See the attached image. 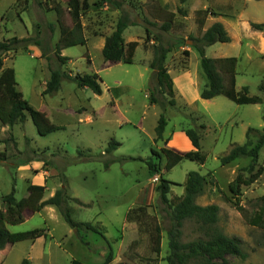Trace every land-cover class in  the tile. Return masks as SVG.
I'll list each match as a JSON object with an SVG mask.
<instances>
[{"label":"rangeland","instance_id":"374dc122","mask_svg":"<svg viewBox=\"0 0 264 264\" xmlns=\"http://www.w3.org/2000/svg\"><path fill=\"white\" fill-rule=\"evenodd\" d=\"M115 1L123 3L122 10L136 24L124 33L128 43L139 42L134 63L119 62L107 67L108 62L94 41L88 47L79 45L65 49L63 56L72 60L61 70L73 74H99L104 81L101 84L103 94L99 96L89 88H78L66 79L60 91L50 96L43 93L50 79L49 64L54 68L60 66L53 53L60 32L56 13L49 8L52 2H60L67 11L66 23L73 27L76 0H0V41L12 37L34 38L40 31V38L43 45L50 48L51 57L49 62L41 57L42 51L36 46L19 48L6 55L5 67L14 68L17 88L30 105L51 124L64 128L41 136L29 115L23 124L12 127L0 124V208L1 197L9 194L13 186L17 200L21 201L28 197L29 184L44 185L47 187L44 200H47L62 188L64 178L72 219L77 223H91L103 233L86 227L79 230L70 227L54 206H47L39 213L25 208V221L8 226L9 231L15 234L45 229L47 237L17 242L13 236L7 247L0 250V264H21L24 258H29L33 264H71L73 259L86 264H102L110 250L114 254L112 264H168L171 210L162 204L157 188L164 178L172 182L169 198L180 196L184 193L188 173L192 171L210 181L205 192L196 198V204L219 207L216 226L225 235L240 240L246 255L245 259L229 255L226 261L217 264H264V231L247 219L264 209V174L253 185L242 187L239 200L245 217L234 205L229 184L251 159L242 157L227 166L220 162L234 144L247 142L249 128L255 130L249 135L253 145L264 135L263 103L238 105L219 96L214 104L207 108L201 106L198 113H192L194 108L178 103L175 91L177 105L167 107L165 136L169 137L175 129L204 125L201 146L207 156L206 163L174 162L161 153L160 159L154 157L160 172L151 175L140 160L151 157L152 149L159 153L162 148H169L182 153L168 141L166 144L154 141L162 111L150 104L149 95L156 80L150 66L146 71V63L150 65L149 57L152 54L153 59L156 45L173 47L166 66L174 79L179 71L190 69L198 73L196 78L203 85L207 79L201 70L194 39L201 38L208 28L220 22L231 42L207 47L206 57H236L237 90L249 85L250 96L264 98V92L259 89L264 84V33L251 26L264 23V0ZM89 4L88 10H80L85 37L94 40L97 35L113 32L122 11L103 0H89ZM165 4H170L168 10L163 9ZM198 11H206V14H197ZM171 13L175 15L173 27L165 32L162 26ZM200 19L205 22L203 28L199 26ZM146 28L150 31L149 38ZM111 88L115 95L121 96L118 108L109 100ZM177 88L179 90V86ZM111 141L120 146L106 154ZM108 161L112 163L106 167ZM259 165L264 166V147L260 151ZM243 174L248 176V173ZM156 224L161 227L162 234L160 255L154 250ZM202 230L195 221H186L182 240L205 238Z\"/></svg>","mask_w":264,"mask_h":264},{"label":"trees","instance_id":"16d2710c","mask_svg":"<svg viewBox=\"0 0 264 264\" xmlns=\"http://www.w3.org/2000/svg\"><path fill=\"white\" fill-rule=\"evenodd\" d=\"M104 2L115 5L122 14L116 24V27L111 35L106 38V43L102 54L106 62L131 65L134 63V57L139 42L133 41L125 44L124 32L130 26H135L126 11H123V3L115 0H103ZM189 0H181L186 3ZM123 2V0H122ZM49 11H54L57 16V24L59 27L60 37L53 53L60 64L58 68H54L49 64L50 79L46 83V88L43 95L57 94L64 80L74 82L78 88H89L94 94L102 95V80L98 74H73L61 70V67L67 64L70 59L62 56V51L75 46L87 45L80 23V10L86 11L89 9V0H76V10L72 13L74 26L71 27L65 21L67 11L62 7L60 2H52ZM170 4H166L163 9L168 10ZM181 12V11H180ZM185 13V12H181ZM206 14V11H198L197 14ZM169 20L165 21L162 30L168 32L173 27V13L169 14ZM205 22L199 20V26L203 28ZM252 28L255 31L264 33V23H252ZM40 29V25L38 26ZM54 32V28H51ZM149 38V29L146 28ZM38 36L19 39L12 37L0 41V124L1 126L12 127L17 123H25L27 117L33 120L41 136H46L50 133L63 130L61 126L51 124L48 119L37 109L32 107L24 98L22 92L17 88L16 72L12 67H5L6 55L10 52L17 51L19 48L27 49L29 46L39 47L42 51L41 57L51 61L49 56L50 48L45 47L40 38L41 32L38 31ZM160 39V38H159ZM158 39V41H160ZM196 44L194 48L200 57V66L203 75L207 79L206 85L201 90V98L211 100L219 96H224L238 105H258L264 104V100L259 96H250L249 88L243 87L241 91L237 90V64L236 57L213 59L206 57V48L216 43H230L231 38L228 35L224 25L220 22L214 23L208 28L201 38L194 39ZM161 42V41H160ZM183 43L179 41V44ZM171 45L164 46L163 44L156 45L154 48V57L150 62V68L154 72L155 85L152 87L149 100L151 105H156L162 110L157 126L155 128V142L163 141L165 144L168 139H164V134L168 125V120L165 116L167 107L175 108V89L171 75L166 66L168 54L172 51ZM188 55V52H186ZM260 91L264 92V84L259 86ZM161 96V98L159 97ZM192 117V116H190ZM264 121V110H263ZM206 127L200 125L197 128H185L184 132L192 142L195 150L186 153L175 152L169 148H162L161 152H156L152 149V156L148 159H140L143 161L151 175L158 174L160 168L154 157L160 159L162 154L170 161L180 162L182 160H190L204 165L207 161V156L202 152L201 134ZM255 131L249 128L247 132V142L243 145L234 144L228 154L221 157L222 166H227L242 157L250 158L249 165L241 169L236 179L229 184V190L235 199V207L242 212L245 217V210L240 205V196L242 195L243 186H251L256 183L264 174V166L259 165L260 151L264 147V135L258 138L255 145L249 140V135ZM120 144L116 141H111L108 145L106 154H111L117 149ZM162 153V154H161ZM44 161V160H43ZM112 161L106 162L108 167ZM243 173H248L245 176ZM63 186L55 195L47 200H44L47 187L44 185L29 184L28 197L26 200L18 201L16 198V188L12 187L9 194L1 197L0 208V250H4L11 242L14 236L17 242L21 241H36L39 238L47 237L45 229H34L28 232L15 233L9 231L8 226H16L25 221L24 209L29 208L33 213L41 212L47 206L56 207L61 213L64 220L72 228L86 227L90 230L99 232V229L91 223H77L71 217V209L68 207V192L63 178ZM172 182L162 178L157 188L160 194V200L163 205L171 210L172 226L168 231V246L170 254L166 261L168 264H217L218 261H226V257L231 255L245 259L246 255L242 250L241 242L237 238H232L222 233L217 225L219 220V207L215 204L201 206L196 204V198L205 192L210 181L206 176L199 172L192 171L188 173L184 183V193L180 196L169 198L171 193ZM264 203V196L262 197ZM129 213L127 218H129ZM248 222L264 231V209L256 212L248 218ZM195 221L205 232V238H197L188 242L182 240L183 227L186 221ZM100 228V227H99ZM101 229V228H100ZM102 230V229H101ZM154 250L160 255L162 251V234L161 227L155 225ZM114 258L113 251L110 250L106 260L102 264H112ZM21 264H33L29 258H24ZM71 264H86L80 260L73 259ZM126 264V263H121Z\"/></svg>","mask_w":264,"mask_h":264},{"label":"crops","instance_id":"0c3cea01","mask_svg":"<svg viewBox=\"0 0 264 264\" xmlns=\"http://www.w3.org/2000/svg\"><path fill=\"white\" fill-rule=\"evenodd\" d=\"M166 5V4H165ZM132 27V26H130ZM127 30V29H126ZM125 30V31H126ZM125 33V32H124ZM111 33L107 34V35H97L94 40H91L89 37L87 38V45H85L86 47H88V45H92L93 41H94V44L98 47V49L100 51H103V48L105 46V43H106V38L111 35ZM125 40V39H124ZM96 41V43H95ZM92 42V43H91ZM133 42V41H132ZM130 43V42H129ZM125 44H128V41L125 40ZM66 50H63L62 51V56L64 55V52ZM139 51V48H137L136 50V53ZM135 53V55H136ZM90 55L87 56V59ZM67 57V56H65ZM70 59L69 62H71V58L68 57ZM135 58V57H134ZM152 60V54H150V57H149V60ZM146 71H147V68H149V63H146ZM113 63L111 62H108V65L107 67H110L112 66ZM154 73V72H153ZM92 74H97V73H92ZM169 74L171 75V72L169 71ZM198 73H192L190 69H186V70H182V71H179V75L177 77V79H174L172 76V79H173V83H174V89L176 91V94H177V101L178 103L182 102L184 103L185 105H187L189 108L192 107L194 108L192 113H198L199 112V109L201 106H203L204 108H207L208 106H210L211 104H214V101L218 98H214V99H211V100H204L201 98L200 94H201V90H202V86L206 85V83H204L203 85L197 80L196 78V75ZM99 75V74H98ZM154 75V74H153ZM100 76V75H99ZM101 77V76H100ZM180 82L181 85H180ZM186 83L187 85L186 86H183V84ZM101 84H104V81H102ZM120 84V83H119ZM177 86H179V90L177 88ZM119 87V86H118ZM236 87H237V84H236ZM243 87H248L249 90H250V86L249 85H245V86H242ZM189 88V89H188ZM241 88V89H242ZM84 89V88H83ZM117 90V89H116ZM189 90V91H188ZM103 91V89H102ZM111 91V96L109 98L110 102H113L114 101V108H118V106L120 105V100H121V96L120 95H115L113 93V89L111 88L110 89ZM188 91V92H187ZM103 94V93H102ZM262 98V97H261ZM264 100V98H262ZM156 106V105H154ZM162 111V110H161ZM168 110L165 111V113L167 112ZM161 114V113H160ZM160 117V116H159ZM261 127H263L261 125ZM186 128V127H185ZM248 132V131H247ZM164 139L167 140L168 139V142H170L173 147L177 148L178 150H180L182 153H186V152H191V151H194L195 148L194 146L192 145V142L190 141V139L187 137V135L185 134L184 130L182 128L180 129H175L174 132H172V134L169 136V137H166L165 134H164ZM178 142V143H177Z\"/></svg>","mask_w":264,"mask_h":264}]
</instances>
